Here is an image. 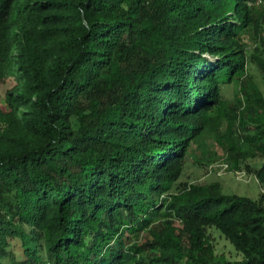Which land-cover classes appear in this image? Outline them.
Wrapping results in <instances>:
<instances>
[{"label": "trees", "instance_id": "16d2710c", "mask_svg": "<svg viewBox=\"0 0 264 264\" xmlns=\"http://www.w3.org/2000/svg\"><path fill=\"white\" fill-rule=\"evenodd\" d=\"M255 1L0 0V264H264V196L179 183L225 119L264 160L241 43ZM253 59L264 71V38ZM209 228L242 260L218 259Z\"/></svg>", "mask_w": 264, "mask_h": 264}, {"label": "rangeland", "instance_id": "374dc122", "mask_svg": "<svg viewBox=\"0 0 264 264\" xmlns=\"http://www.w3.org/2000/svg\"><path fill=\"white\" fill-rule=\"evenodd\" d=\"M263 38L264 24L259 34L253 29L241 34V43L247 55V75L252 78L264 98V71L253 59ZM9 89V84L0 85V103L3 105H5V95ZM222 97L228 103L226 108L228 112H231L233 105H239L244 101L238 82L223 86ZM260 119L264 120V113ZM228 126L229 120L225 119L218 133H205L197 140L186 159L179 183L187 186H208L219 183L224 195H238L259 200L264 196V187L257 180L256 174L264 160L243 158L244 153L253 148L246 142V138L252 136L254 129L250 128L251 125L248 123L236 122L232 127L230 124L231 130L226 140L223 134L228 131ZM208 235L218 259L232 262L242 260L233 245L218 230L209 228ZM14 244L13 250L20 256L19 245L16 241Z\"/></svg>", "mask_w": 264, "mask_h": 264}, {"label": "built area", "instance_id": "2783aa9c", "mask_svg": "<svg viewBox=\"0 0 264 264\" xmlns=\"http://www.w3.org/2000/svg\"><path fill=\"white\" fill-rule=\"evenodd\" d=\"M255 5L264 9V0H256ZM227 168V166H225ZM43 264H53L52 262H44Z\"/></svg>", "mask_w": 264, "mask_h": 264}]
</instances>
